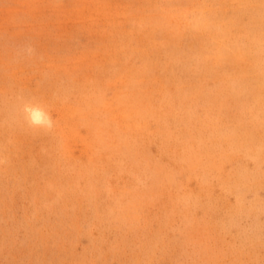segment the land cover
I'll use <instances>...</instances> for the list:
<instances>
[{"label": "rangeland", "instance_id": "374dc122", "mask_svg": "<svg viewBox=\"0 0 264 264\" xmlns=\"http://www.w3.org/2000/svg\"><path fill=\"white\" fill-rule=\"evenodd\" d=\"M0 264H264V0H0Z\"/></svg>", "mask_w": 264, "mask_h": 264}, {"label": "bare ground", "instance_id": "6f19581e", "mask_svg": "<svg viewBox=\"0 0 264 264\" xmlns=\"http://www.w3.org/2000/svg\"><path fill=\"white\" fill-rule=\"evenodd\" d=\"M115 70H116V69H115ZM31 111H33V110H31ZM30 114H31V113H30ZM33 116H34V119L36 120V122H38V120H40V117H41V120L44 119L43 116H39V115H37V114H35V115H33ZM31 117H32V116H31ZM31 117H30V118H31ZM32 119H33V117L31 118V120H32ZM34 119H33V120H34ZM41 120H40V121H41ZM42 121H43V120H42ZM30 122H31V121H30ZM32 122H33V121H32ZM43 122H44V121H43ZM43 122H42V123H43Z\"/></svg>", "mask_w": 264, "mask_h": 264}]
</instances>
